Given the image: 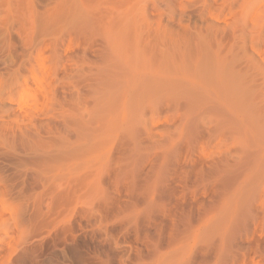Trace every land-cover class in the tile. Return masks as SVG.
Returning a JSON list of instances; mask_svg holds the SVG:
<instances>
[{"label": "bare ground", "instance_id": "bare-ground-1", "mask_svg": "<svg viewBox=\"0 0 264 264\" xmlns=\"http://www.w3.org/2000/svg\"><path fill=\"white\" fill-rule=\"evenodd\" d=\"M27 2L28 18L17 2H0L18 15V24L0 21V38L27 22L72 35L61 49L22 38L26 62L0 81L14 90L8 102L46 114L51 103L60 116L42 162L67 174L28 173L30 187L45 190L108 264H264V17L255 35L246 31L255 6L229 33L212 24L174 31L169 18L148 22L138 3L121 15L113 7L116 19L77 0Z\"/></svg>", "mask_w": 264, "mask_h": 264}, {"label": "rangeland", "instance_id": "rangeland-1", "mask_svg": "<svg viewBox=\"0 0 264 264\" xmlns=\"http://www.w3.org/2000/svg\"><path fill=\"white\" fill-rule=\"evenodd\" d=\"M7 1H11V4L15 2L20 4L19 12L21 15L24 14L25 17L27 18L29 16L28 13L32 12L30 2H27V0H6V2L4 3L3 0H0V2L3 3V5L7 3ZM77 1L82 2L84 5H86V7H89L90 4V8L92 6L94 9L93 12H95V10H97L98 8L101 9V7L102 8L104 7L105 9L106 6L107 9L110 8L113 10L112 13L116 15L115 18L116 17L118 18L119 15H121V12L123 13L127 12L131 4L135 3L134 5H136V3H138L139 7L142 6L146 8V12H147L146 20L148 22L156 24V22L160 20L163 21V23H166L169 18L170 27L174 31H183V30L194 31L202 27L204 28L206 27V25L212 24V25H218L219 26L218 28L220 30L229 31L230 33L231 29L238 28L241 14L243 12H247V10L245 9L248 8V6L251 7V5H254L255 7H252L254 8L253 13H251V16L248 19V25L246 31L247 34L248 33L251 34L252 32V34L255 35V28L253 30L254 27L253 22L254 20H256L258 16H260L261 18L264 17V0H171L172 7L174 8L173 10L174 15L172 13L170 14L164 13L165 7L163 0H133V1L132 0H77ZM127 1L129 2L125 3ZM259 1H262V3H259ZM116 6H118L119 9L118 11L120 12L119 15L117 13L115 14V12L117 11V10L115 11V9L117 8ZM4 8L2 11L0 9V12H2V14H4V12L5 13L7 12L6 9L4 10ZM104 9H102L103 13L104 11H107L106 9L105 10ZM11 11H12L11 13L12 17H10L11 16L10 13L9 14L6 13L7 15L10 16L4 17L5 18L4 19L3 16L6 15H2V19L4 20H1L0 18V21L10 22V20L8 21L6 20L7 18L9 19L12 18L14 20L13 21L11 20L10 23L16 22L18 17L17 15V17L15 16L16 19L14 18V14L16 10L14 11V13L13 10ZM112 13H111V18L114 17ZM105 14L110 16V14H108V11ZM3 22L1 23L3 24ZM142 22L145 21H142L141 19V23ZM111 23L113 24V22ZM145 23L144 25H146ZM17 24L15 26L16 28L14 27L15 30L18 27ZM11 25L12 27L14 26V24ZM2 26L5 25H1L0 29L3 28ZM6 26L9 28L7 23ZM19 29H17L18 34H15L16 31L14 30L15 32L13 31L14 34L12 35V33H9L12 31L10 27L8 33L9 35L10 34L11 35L10 36L6 35L9 39L5 40L7 39L5 38L6 36L0 38L1 79L3 78L1 75H3L4 78L7 76V75L5 76V73H8L7 72L8 68L11 69L15 67L14 65L16 66H18L17 64L22 65L24 62H26V61L21 62L22 61L21 56L23 55L22 53H24V50H21V48L24 47L23 49H25V47H27V45L25 46L24 44L25 42L21 40L27 39V41L31 43L30 44L32 45L31 47L33 48L35 47L34 49L36 48L38 49L39 48L38 46L40 45H43L44 48H47L52 43L53 45L55 43L56 44L58 43L59 46L58 48L61 49L64 39L68 38V36L72 37L71 33H69L65 29V27L57 29V31L52 34L50 33L40 34L38 30L35 29L33 30L31 23L27 22L26 26L25 27L23 26V28L20 30V36L18 32ZM3 38L6 41L5 43H7L8 41L10 43L12 39L13 43L11 42L12 43L11 45H15V46L11 47L9 43H7L6 46L5 44H3L4 41ZM22 44H24V46H22ZM53 45H52V49L54 47ZM249 45H252V49H263L262 44H257L255 39H250ZM8 46L10 48H14V50L10 49L8 51L4 49V47L9 48ZM29 47L27 50H29ZM33 48L30 49L31 50L30 52L25 50L26 52H28V54L31 53L29 54L32 55L31 58L33 56H36L37 54L36 53L37 50L32 51ZM28 54L25 55L27 56ZM47 54L49 53L47 52ZM29 55L27 56L29 58L25 56L28 60L23 57L24 60H27V63L26 66L24 64L25 68L24 66H22V68L21 66L19 67L21 68L22 72H24L23 69L29 70L31 68ZM46 55L45 57L48 58V55L47 56ZM258 57L259 59H264V53H261V55H259ZM20 62L22 64H20ZM16 69L18 70L17 67ZM1 79L0 81L2 82V85L6 84L7 82L6 78L4 79V81ZM58 83L60 86H62L63 84L67 83V80L64 81L59 80ZM1 86H0L1 88L0 89V93H1L0 94V264H108V262L104 260L102 256H100L95 250L87 248L86 245L90 244L89 243L90 238H84L83 236L84 234H80V236L81 235L83 236L80 237L79 233H77L78 235L76 233L74 234V232H72L71 229L70 230L68 229L67 226L68 218L65 217L66 219H64L63 215H62L63 217H61L60 214L61 209L57 206V203H52V201L45 193V190H40V191L33 190L31 188L32 186L30 185V180H28L31 174L33 176L34 174L37 175L39 174L41 177L43 176L46 177L44 175V170L46 171L49 169L47 168L45 169L44 167L45 165H43L45 163L42 161L44 157L49 154V151L51 153L53 151V148L51 146L47 147L48 145H46V143L49 141L51 137L50 134H52L49 133L50 130L56 129V124L60 120V116L58 118V112L57 111L51 112L50 106L53 108L54 106L53 104L50 103V106H48L49 108L46 111L47 113L50 111L49 114H46L45 111H40L43 109L46 110L47 108V107L42 108L40 104L39 105L41 107L37 108L36 110L34 108L35 110L34 113L31 112L33 106L30 105L31 106L29 107L30 112L28 113L27 112L28 109L25 106L21 108L20 104L18 105L15 102L14 103L8 102V100L12 101L9 96L10 95L13 96L11 93H14L13 92L14 90L10 89L9 91L10 94H9L8 93L9 86L8 85H7L8 87H5L6 85L3 86V88L5 87L4 89H2ZM8 106L9 107L11 106L10 109ZM28 115L31 117H29ZM32 115L34 116L32 117ZM55 169L56 168L54 169L51 168V170L48 171L49 177L53 178L55 174L57 175V173L59 174V177L61 175L63 176V178L64 176H66L64 174H67V172L60 173L58 172V170L57 172H55L56 171ZM52 170L54 171L55 174H53ZM50 171H52V173ZM28 173L31 174L29 175ZM51 174H53L54 176L53 175L50 176ZM37 175H35V177H37ZM41 177L37 178L38 181L39 179H42ZM65 228L69 230L68 233H73L74 236L71 235L72 236L71 237L70 234L65 232L66 230ZM75 235L76 238L74 239Z\"/></svg>", "mask_w": 264, "mask_h": 264}]
</instances>
